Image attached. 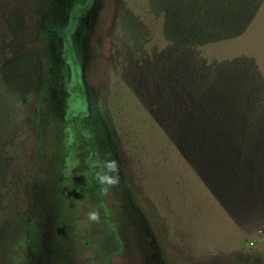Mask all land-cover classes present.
<instances>
[{"label":"rangeland","instance_id":"374dc122","mask_svg":"<svg viewBox=\"0 0 264 264\" xmlns=\"http://www.w3.org/2000/svg\"><path fill=\"white\" fill-rule=\"evenodd\" d=\"M252 13L239 35L203 40L197 57H250L264 82V0ZM162 14L159 0H0V97L10 103L0 106V186L13 178L30 191L20 209L0 196V264H264V227L227 204L226 170L195 164L148 100L157 56L179 44L191 58L195 47ZM83 116L111 156L102 200L75 191L91 156ZM58 123L72 150L46 192L34 159Z\"/></svg>","mask_w":264,"mask_h":264},{"label":"trees","instance_id":"16d2710c","mask_svg":"<svg viewBox=\"0 0 264 264\" xmlns=\"http://www.w3.org/2000/svg\"><path fill=\"white\" fill-rule=\"evenodd\" d=\"M260 3L261 0H159L165 26L177 21L182 34L186 31L191 37L196 36L195 47L191 58L183 53L179 44L159 54L147 76L154 83L146 85H151L148 100L159 102L157 107L162 113L166 134H170L175 143L185 146L195 164L201 157L199 166L226 170L227 175L220 181L225 200L229 206L240 208L239 212L254 230L264 227L263 78L250 57L238 55L204 61L197 57V47L203 40L214 42L242 33ZM166 33L173 35L170 30ZM205 33L208 36L201 39L199 35ZM156 68L165 72L159 82ZM159 86L160 91L155 93ZM6 100L1 95L0 106L10 105ZM92 124V117L86 116L79 122L81 147L87 148L91 156L84 164L85 172L76 188L79 190L75 191L102 200L112 175L111 156L107 148L99 147L96 126ZM54 127L47 151L38 147L39 154H36L35 150L34 163L42 175L50 179L46 192H51V187L61 181L65 160L72 150L67 142L69 137L63 133V124ZM34 175L40 176L35 171ZM17 178L20 180L21 176ZM11 179L0 186L1 200L20 209V201L30 191ZM26 202V209L30 205L36 207L35 202Z\"/></svg>","mask_w":264,"mask_h":264}]
</instances>
